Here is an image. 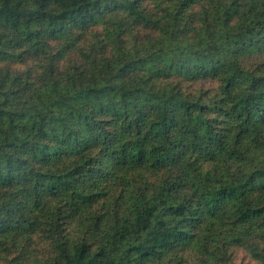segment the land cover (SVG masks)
I'll use <instances>...</instances> for the list:
<instances>
[{"label":"trees","instance_id":"trees-1","mask_svg":"<svg viewBox=\"0 0 264 264\" xmlns=\"http://www.w3.org/2000/svg\"><path fill=\"white\" fill-rule=\"evenodd\" d=\"M237 251L264 264V0H0V264Z\"/></svg>","mask_w":264,"mask_h":264},{"label":"rangeland","instance_id":"rangeland-1","mask_svg":"<svg viewBox=\"0 0 264 264\" xmlns=\"http://www.w3.org/2000/svg\"><path fill=\"white\" fill-rule=\"evenodd\" d=\"M255 59H256V57L252 58L253 62L255 61ZM12 67H14V66H12ZM21 69H24V67H21ZM201 86L208 87L209 85H208V83L196 85L197 88H200ZM70 231L73 233H75V232L79 233V228H78L77 222L72 223L70 225ZM188 255H189L188 259L190 261V258L193 257V254L188 253ZM233 256H234L233 257V264H257L255 261L251 260V258L249 256H247V254L243 251H237ZM192 262H194L193 259H192L191 263Z\"/></svg>","mask_w":264,"mask_h":264}]
</instances>
